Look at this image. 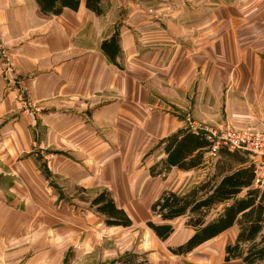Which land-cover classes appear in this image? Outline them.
Segmentation results:
<instances>
[{"label": "crops", "instance_id": "crops-1", "mask_svg": "<svg viewBox=\"0 0 264 264\" xmlns=\"http://www.w3.org/2000/svg\"><path fill=\"white\" fill-rule=\"evenodd\" d=\"M99 6L48 14L36 0H0V264H247L226 257L236 222L177 253L195 231L185 217L164 220L172 231L160 238L122 196L143 191L148 157L150 178L207 174V152L194 167L150 173L175 132L264 131V75L250 74V58L264 60V0ZM104 188L131 224H108L91 205Z\"/></svg>", "mask_w": 264, "mask_h": 264}, {"label": "trees", "instance_id": "trees-1", "mask_svg": "<svg viewBox=\"0 0 264 264\" xmlns=\"http://www.w3.org/2000/svg\"><path fill=\"white\" fill-rule=\"evenodd\" d=\"M44 13H60L64 6L76 9L80 0H36ZM100 0H85V5L99 13ZM116 36L102 42L115 43ZM211 131H178L166 138V156L149 167L152 175H164L172 165L194 167L210 154V170L187 191L163 189L150 205V210L160 221L147 219L146 224L160 237L165 238L172 225L164 220L184 216L185 223L194 227L193 234L183 243L172 248L180 253L191 249L203 240L220 233L233 223L239 231L236 241L226 245V257L241 256L247 264H256L264 256V183L255 184L257 160L251 152L239 147L218 143ZM253 155V154H252ZM96 210L106 215L108 224H131L126 211L116 206L107 188L99 191L91 200ZM220 206L213 214L212 210ZM259 236V239L257 237Z\"/></svg>", "mask_w": 264, "mask_h": 264}, {"label": "rangeland", "instance_id": "rangeland-1", "mask_svg": "<svg viewBox=\"0 0 264 264\" xmlns=\"http://www.w3.org/2000/svg\"><path fill=\"white\" fill-rule=\"evenodd\" d=\"M261 54V52H258ZM256 58V57H255ZM250 61L255 63L254 67H250V74H253L255 78L258 76L264 75V60L263 56L259 57V60L256 59L254 62L253 58H250ZM249 128V127H248ZM236 130H241L240 128H235ZM246 129V128H245ZM220 133V129L217 130L216 134ZM157 155V154H156ZM146 160L149 162L151 159L148 157L143 160L142 171L145 179H142L144 184L143 191L138 193H132L129 196H122L126 202L133 203L139 206L138 210H129L128 214L133 216L135 219H138L140 224L146 228L145 220L152 219L155 221H159V217L154 215L150 210V203L153 201V198L158 194L161 189H174L178 191H183L187 188H190L192 185L196 183V180L201 176V171L199 169H193L192 171L183 173L182 171H178V173H171V175L166 178H150L148 176V172L146 170ZM85 197V195H81ZM128 205V204H127ZM130 206V205H128ZM182 222L181 218L175 221V224H180ZM78 261L80 264L91 263L90 260L86 259V255L78 257ZM96 261V258H95Z\"/></svg>", "mask_w": 264, "mask_h": 264}, {"label": "built area", "instance_id": "built-area-1", "mask_svg": "<svg viewBox=\"0 0 264 264\" xmlns=\"http://www.w3.org/2000/svg\"><path fill=\"white\" fill-rule=\"evenodd\" d=\"M0 53L3 50L0 46ZM20 99L26 106L31 104L28 97L21 94ZM217 130H212L211 133L217 136L216 142L212 145L211 149L215 150L218 143L227 144L229 147H239L248 150L254 155L258 156L256 176L254 179L255 184L264 183V131L254 128H246L236 130L229 125H224L220 128V133L216 134ZM13 264V263H12ZM15 264V263H14ZM23 264V263H16Z\"/></svg>", "mask_w": 264, "mask_h": 264}]
</instances>
